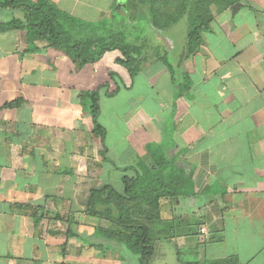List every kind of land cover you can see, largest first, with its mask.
Here are the masks:
<instances>
[{
    "label": "crops",
    "instance_id": "obj_1",
    "mask_svg": "<svg viewBox=\"0 0 264 264\" xmlns=\"http://www.w3.org/2000/svg\"><path fill=\"white\" fill-rule=\"evenodd\" d=\"M51 1L78 15L75 0ZM205 1L209 29L193 52L188 13L160 31L139 12L134 76L118 63V50L83 67L46 40L29 50L26 30L2 27L23 12L0 6V264H139L118 241L113 254L102 253L111 239L96 230L110 225L83 204L93 188L110 183L96 181L95 167L123 172L110 183L121 191L122 168H136L150 142L191 173L195 194L166 198L162 209L184 226L200 217L195 233L204 244L200 258L164 264H264V0ZM116 66L124 68L118 78ZM137 85L140 94L129 95ZM93 89H100L109 160L91 153L93 143L99 154L102 145L92 138L80 93ZM121 94L129 112L107 113L103 100ZM18 99L21 105L7 106ZM210 186L216 190L204 192ZM151 216L144 223L154 264L157 239L177 238ZM193 233L178 234L183 248L192 247Z\"/></svg>",
    "mask_w": 264,
    "mask_h": 264
},
{
    "label": "trees",
    "instance_id": "obj_2",
    "mask_svg": "<svg viewBox=\"0 0 264 264\" xmlns=\"http://www.w3.org/2000/svg\"><path fill=\"white\" fill-rule=\"evenodd\" d=\"M158 1L137 0L139 6L149 5L150 9L157 8L156 4ZM204 1L186 0V3L182 5L180 3V13L174 14L176 6L171 12L162 15L164 20H166L163 23L159 19L160 15L158 16L157 13L153 15V11H150L152 22L157 28H166L180 16L188 13L190 29L188 31L187 50L188 52H193L198 45L200 33L209 29V21L205 17L207 11L203 9L206 4V1ZM0 6L19 9L23 12V18H15L7 24H2V27L26 30L29 50L37 49V46L34 45L37 40H46L51 47L64 51L74 59L78 67L98 62L107 52L118 50L122 54L117 60L118 63L124 65L131 76L136 74L133 68L135 63L133 54L137 52V47L128 44L123 34L113 33L108 37L85 39L87 33L97 36L99 32L107 31L112 26V22L107 19L87 21L60 9L51 0H0ZM117 90H108L106 93L109 96L114 95ZM100 96V89L82 90L80 93L82 106L90 117L92 138L95 142H99L102 145L101 157L109 160L105 144L106 128L99 120L101 111ZM23 101L24 99H18L10 102L7 106L16 107L21 105ZM146 150L155 163V169L152 170L143 164L144 172L141 174L134 167H124L122 168L123 171L132 170L134 175H123L121 191L111 184H105L100 188H93L87 202L88 211L91 215L106 218L124 228V230L118 231L117 234L115 231L99 228L96 230L97 235L106 236L124 244L131 252L139 255V264H150V258L155 250L154 244L149 237L148 225L137 219L135 220L133 217L128 218L123 213L119 218H114L111 214L106 215L97 211L95 206L97 204L108 206L109 202L116 197L119 199L120 209L126 211L127 202H134V207L138 211L144 212L147 217L148 214L152 215L151 220L156 221L161 219L160 214L164 199H178L180 196L195 194L191 173L187 174L183 167L177 165L174 157H168L162 146L150 142L146 145ZM139 180L141 182H138ZM214 190H216V187L210 186L204 192L213 193ZM109 193H111V196ZM69 234L70 236L77 235L73 231ZM229 263L230 261H222L215 264Z\"/></svg>",
    "mask_w": 264,
    "mask_h": 264
},
{
    "label": "rangeland",
    "instance_id": "obj_3",
    "mask_svg": "<svg viewBox=\"0 0 264 264\" xmlns=\"http://www.w3.org/2000/svg\"><path fill=\"white\" fill-rule=\"evenodd\" d=\"M66 1H70L72 2L73 0H66ZM112 0H75L73 1V3L77 6V13L78 15H75L77 17H82V19L84 18L85 20H104V19H108L109 21H113L114 19H116V22L111 24L112 26L108 28L107 31L103 30L101 32H99L97 34V36H93L91 33H87V36L85 39L90 40V39H96L98 37H108L109 35L113 34V33H121L124 36L125 41L129 44L130 42L133 45L135 44L134 39L137 38V36L140 34V30L139 27L142 28V24L137 25V18H140L138 16L139 12H146L145 15L147 17L150 16L149 19H147V23L149 24L152 23V25L157 28L154 24H153V20H152V14H150V11H153V15L157 13V15H160V20L162 21H166L164 20V17L162 16L163 14H166L168 12H171L172 9H174L176 6V10L174 11V14H179L180 13V1L179 0H172L171 2L165 1V0H160L157 2L156 7L157 8H153L150 9L149 5L148 6H141L139 7L137 0H116L114 6L113 4H111ZM168 2V3H167ZM129 3V6H128ZM76 13V12H75ZM149 13V16L148 14ZM71 15H74V13H69ZM156 16V17H158ZM135 25V26H134ZM137 25V26H136ZM158 30L160 29L163 30V28L158 27ZM189 29H190V25H189ZM139 43V42H138ZM154 43V42H153ZM146 46H149L150 43L148 41H146L145 43ZM135 46V45H134ZM148 48V47H147ZM107 58H110V56H108ZM122 69L124 70V68L116 66L114 67L113 73H114V77L118 78L117 73H121ZM117 72V73H116ZM122 81L124 82L125 80L122 79ZM140 90H139V85H137V89L132 92H128L129 95L131 96H135L140 94ZM122 96H119L117 98H107L104 99L103 102L106 101V111L107 113H111L112 112V108H121L122 110H125V112L128 110V105L123 103V94H121ZM129 112V110L127 111ZM99 144L97 143H93V151H91L92 157H98L100 156V154L97 152V147ZM141 152H139L138 156L140 157L139 159L142 161L141 163H139V161H137L136 164V169L138 168V171L143 174L144 172V167L143 164L150 168V169H155V163L152 159V157L149 155V153L147 154H140ZM126 155V154H123ZM89 157H91V155H89ZM107 173V174H106ZM123 172L118 171L116 168H109L108 170L102 168L100 165L98 166V168H94V177L97 178L96 181L99 183L100 181H104V179H110V183H112L113 181H116L118 179L119 176L122 175ZM125 174H129V175H134L133 171L130 172H125ZM138 182H141L140 180ZM109 183V184H110ZM108 184V183H106ZM120 188V187H119ZM109 195L111 196V193H109ZM85 205L86 210H88V206L87 203L83 204ZM174 205V204H173ZM120 203H119V199L114 197L111 202H109V205H102V204H97L95 206V209L97 211L103 212L106 215H112V217L114 218H119L121 216V214L123 213V215H125L126 217L130 218L133 217L135 220L137 219L138 221H142L144 222V220H148L147 214H145L144 212L138 211L135 207H134V202H127V210L124 211L122 209H120ZM171 208V207H170ZM166 209L168 210V208L163 207V209H161V215H162V219L161 221H155L159 226L158 229H160V227H162V230L165 231L166 233H170L172 232L173 235H176L177 240H172V242H166L165 239H157V253L155 258L153 259L154 264H164L169 262L170 263V259H174L176 257H180L181 259H198L200 258V249L202 247V242L200 241V238L198 237V235L195 233L198 230V225H199V220L200 217H193L190 220V223L187 225H183L182 221L179 217H175L174 219L172 218V220H168L166 217V215L169 212H166ZM173 210L177 209V206L171 208ZM178 209H181L178 208ZM170 210V209H169ZM97 217V216H96ZM101 218V217H100ZM100 218L95 219L96 221H98V226L101 223ZM132 219V218H131ZM164 219V220H163ZM167 219V220H166ZM104 221H102V223L104 222V224L106 225H110L108 230H112L115 231V233L117 234L118 231H122L124 230V228L120 225H117L115 223H113L112 221L103 218ZM183 222L184 219H182ZM95 221V222H96ZM152 224V223H151ZM154 224V223H153ZM94 225H97L96 223H94ZM188 230V232L190 230L194 231V233L190 236V240L192 241V247H182V236L178 235L181 234L182 232H184ZM175 231V233H174ZM164 234V233H163ZM164 234V235H165ZM163 236V235H162ZM108 238V237H107ZM110 240V238H108ZM108 240V241H109ZM111 240H113L111 238ZM111 240L105 244L104 246V250L102 253L105 254L106 252L110 253H114L112 252L114 249V246L116 245V240L115 242H111ZM206 240V238H205ZM165 245V246H164ZM126 248V247H125ZM130 253L132 254L133 252H130L129 249H125V254L126 257H128V255H130ZM123 257V256H122Z\"/></svg>",
    "mask_w": 264,
    "mask_h": 264
}]
</instances>
